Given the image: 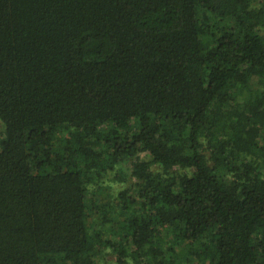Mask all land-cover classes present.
Segmentation results:
<instances>
[{"label":"trees","instance_id":"1","mask_svg":"<svg viewBox=\"0 0 264 264\" xmlns=\"http://www.w3.org/2000/svg\"><path fill=\"white\" fill-rule=\"evenodd\" d=\"M0 121V264H264V0H0Z\"/></svg>","mask_w":264,"mask_h":264},{"label":"rangeland","instance_id":"2","mask_svg":"<svg viewBox=\"0 0 264 264\" xmlns=\"http://www.w3.org/2000/svg\"><path fill=\"white\" fill-rule=\"evenodd\" d=\"M3 131V124L0 121V136ZM131 162L128 160L116 164L113 169H107L98 177L94 183L88 185L87 197L93 203L111 202L116 192L127 184L130 179ZM122 177V178H121Z\"/></svg>","mask_w":264,"mask_h":264}]
</instances>
